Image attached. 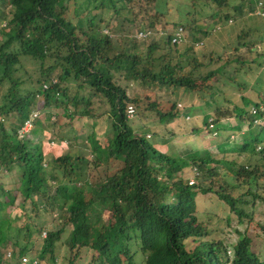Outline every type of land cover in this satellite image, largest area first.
I'll list each match as a JSON object with an SVG mask.
<instances>
[{
    "label": "trees",
    "instance_id": "16d2710c",
    "mask_svg": "<svg viewBox=\"0 0 264 264\" xmlns=\"http://www.w3.org/2000/svg\"><path fill=\"white\" fill-rule=\"evenodd\" d=\"M84 1L87 14L73 15L69 5L73 3L79 15L78 7ZM135 1L5 0L11 10L7 17L4 6L0 14L1 21L8 18L0 28V170L15 174L16 188L8 191L16 195L12 201L0 198V264H15L22 256L40 264L55 261V245L64 234L70 264H77L83 249L93 252L96 264H137L135 260L142 264H264L246 234L229 253L223 241L208 237L206 225L197 217L199 195H215L240 217L245 216L242 205L246 198L253 205L264 202V94L243 96L242 105L233 110L239 125L248 122L250 127L231 149L240 159L215 158L209 152L208 156L188 158L175 150L163 153L151 140L157 133L133 121L144 114L154 115L152 119L161 123L183 117L175 104L170 109L162 107L157 101L160 92L181 88L191 96L214 95V82H237L247 60L237 54L248 43L233 46L225 58L200 53L201 40L197 48L192 45L189 49L195 53L192 55L184 50L185 41L173 43L172 33L165 31L169 24L186 29L183 21L168 15L172 0H146L152 5L149 27L138 32L150 30L154 35L145 40L134 36L129 46L121 48L102 31L103 15L126 11L124 21L134 22ZM232 1L190 0V4L198 13L210 6L212 18L225 10L220 21L211 25L215 29L232 22V7L238 13H233L235 22L237 15L242 19V5ZM249 1L251 13L256 2ZM160 16L166 18V25L157 29ZM247 34L241 33L239 39ZM148 41L151 43L143 50L139 42ZM259 41H264V34ZM260 49L251 63L263 67L264 46ZM25 62L40 70L37 83L27 84ZM117 76L123 77L124 86L118 84ZM88 79L92 81L87 83ZM72 83H78L77 87ZM129 84L140 88L133 97ZM245 90L240 85L242 95ZM130 105L136 111L131 119ZM45 110H51L45 112L47 122L54 117L61 121L64 116L88 122L73 128L72 139L61 134L64 125L56 122L55 136L46 132V139L38 142L28 136L42 131L40 117ZM34 114L38 116L33 118L32 130L20 138V130ZM205 116L203 122L207 127L213 124L221 137L227 128H219L220 117L230 115ZM87 124L92 131L84 139L78 132ZM72 141L90 148L94 158L79 152L63 153L60 146L66 142L71 147ZM49 142L56 144L50 149L52 156L44 151V143ZM164 142L161 138L159 143ZM95 170L97 177H93ZM191 177L195 181H189ZM4 191L0 184V197ZM40 207L49 212L46 220L58 214L59 228L54 225L47 231L39 223L43 218ZM44 231L47 235L38 256H30ZM132 245H138L143 258H136Z\"/></svg>",
    "mask_w": 264,
    "mask_h": 264
},
{
    "label": "rangeland",
    "instance_id": "374dc122",
    "mask_svg": "<svg viewBox=\"0 0 264 264\" xmlns=\"http://www.w3.org/2000/svg\"><path fill=\"white\" fill-rule=\"evenodd\" d=\"M232 3L236 6L242 5V14H239L242 16V19L237 15V17H239L237 20L240 23L235 22L233 13L234 15L238 13H235L234 8L232 7L231 9L234 11H230L232 12V22H228L229 24L224 22L225 24H220L215 29H212L211 25H216L218 21H220V17L224 15L225 10L220 12V17L212 18V9L210 6L202 7L200 10L203 12L198 13L196 10H193L190 0H172L167 6L170 9L168 15L178 19L177 22L179 23L180 21L184 22L183 25L186 27V41L184 42L183 47L184 50L192 55L195 53L189 49L192 45H195L197 48L201 40L203 41L204 46L201 51L199 50L200 53L203 54L207 52V54H205L206 56L215 53V57L219 55L224 56L225 58L229 57L232 53V47L235 45L239 46V43L241 42L248 43V45L246 47H240V51L237 54L241 59H247L246 65L240 70V72H238L239 75L236 77V79L238 78L237 82H234L233 80L229 82L225 79L224 82H214V95L211 93H198L191 96L188 90L181 88H171L167 93L160 92L158 94L159 98L157 101L161 103L164 109H170L172 105H176L178 113L180 111L181 115H183L180 120H167L166 123H161L152 119L154 115L144 114L139 119H136V115L133 119L134 123L137 124L139 121V126H144L145 124L151 127L154 133H157L152 136V131L149 135L150 138L152 136L151 140L155 143V146L163 153L175 150L188 158L202 156L203 154L208 156L209 152L215 158H227L231 160L236 158L240 159V155L236 152H231V149L235 142L242 141V135L248 132L250 127L248 122H244L240 126V122L235 119V116H233V110L236 105H242L241 98L243 96L255 97L258 93L264 94V66L261 67L256 65L257 63H251V58L258 54L257 49L259 48V51H261L260 48H263L264 46V41H261V43L259 41L264 34V18L254 15L253 12L248 13L252 6L249 0H235L232 1ZM4 6L6 11L5 14L9 17V12L11 10L10 6L6 5L5 0H0V14L2 12V7ZM134 6L136 10L135 15L132 17V21L134 22L124 21L126 11H123L120 15H116L114 11H109L103 15L105 21L102 25V31L104 33H109L108 35H110L117 46L121 48L130 45L132 39H134L133 37L137 35L140 28L149 27L148 22H150L149 17L152 14V5H148L146 0H136ZM69 8L71 13L75 16H83L88 12L86 1L80 3L77 10L79 15L75 12V6L73 3L69 5ZM167 10L168 9L166 8L164 9L165 13ZM158 19L157 29H161L166 25V18L160 16ZM6 21L0 20V27L4 26ZM169 25L165 30L166 33L175 31V27L172 26V24ZM208 25L210 26L208 27ZM207 29L209 32H205ZM211 31L217 32L212 34ZM241 33L249 34H247V36L244 35L245 38L242 40L239 39ZM1 41L0 38V43ZM257 42L259 43L254 44ZM148 43L151 42H139L142 46L144 45L142 47L143 50ZM249 48H253V51L249 52ZM25 73L24 77L28 81L27 84L35 83V81L37 83V79L41 76L38 67L31 62H25ZM117 77L118 84L124 86L126 82L120 79L122 76ZM91 81V79H88V81L86 80L87 83H90ZM77 84L78 83H72V86H76ZM240 85L246 88L243 95L240 91ZM6 88L7 87L3 90V93L6 91ZM127 88L131 97H133L136 90L140 89L134 84H129ZM252 100L254 101V99ZM50 111L51 110H45L42 112L41 117L39 115L41 119L40 129H42V131L38 134H31L28 137L37 139L38 142L46 139V132L49 133V136L52 135L53 137L58 132L59 124H61L64 125L62 127L63 129H61V134L67 136L65 138L72 139L71 137L75 135L73 128L78 127V125L81 126L83 122H88L87 120H83L84 118L80 121L77 119L74 121L65 116L61 118V121H59V118L54 117L50 122H47L44 115L46 114L45 112ZM221 112L229 114L230 116L229 118L220 117V119H223L222 124L224 123V128L228 127L226 130L222 131V134H219L221 135L220 137L218 134L213 135L214 129L210 126L207 127L203 120L207 117L205 115H210L213 116V119H217L218 114ZM10 119L11 118L6 120L7 124H10ZM56 122L59 124L55 125L54 123ZM37 127L38 126H35V128ZM166 127L167 129H165ZM257 127H259V125H257ZM98 129L99 127L96 128V130ZM136 129L139 131V128L136 127ZM91 131L92 127L87 124L78 132V135L85 139ZM218 131H220V129ZM25 134H20V138H23ZM161 138H164V143H159ZM71 143H73V141ZM84 143L86 144V142ZM65 144L67 143L65 142L63 143V146H60L63 153L79 152L81 155H85L90 159L94 158L92 156L93 154L90 152V148L86 149L84 147L85 145L81 144V142L73 143L74 145L71 147H68ZM44 145L46 146V148H44L45 155L52 156V151L50 149L56 144L53 146V143L49 142V144L44 143ZM222 149L224 150L222 151ZM96 172V170L93 172V177H97L98 174H96ZM194 175H196V173ZM193 179L194 178L191 177L189 178V181ZM193 181H195V179ZM15 182V174H9L5 169L0 170V184L4 186L5 190L4 196L0 197L3 201H12L15 198L14 196L16 193L8 191L16 188ZM246 199V204L242 205L245 216L240 217L238 214L230 212L229 207L223 204L215 195H199L197 199V217L198 220L206 225L209 231L208 237L210 239L221 240L224 242L227 249L228 246H231L230 249L233 250L232 245H235L239 241L241 235L246 234L252 239V245L255 252L264 258V202H258L256 205H253L251 199ZM40 210V213H42L41 217L43 218L39 220V223L45 228L47 227V231L54 225H56V228H59V220H57L58 214L54 213L49 220H46L47 217L49 218V212H45L42 207H40ZM65 238L66 234H64L62 240L58 241L55 245L54 253L56 260L42 262V264H70L67 256L68 250L64 244ZM44 239L45 237L42 235V238H38L34 242L30 256H38ZM131 250L133 254H138L136 255V258H143V254L140 253L138 245H132ZM94 259L95 256L91 250L83 249L80 257L77 259V264H96L97 262L95 263ZM16 260L17 258L15 259V263ZM135 261L137 264L143 263H139L140 261L138 262L137 260Z\"/></svg>",
    "mask_w": 264,
    "mask_h": 264
},
{
    "label": "built area",
    "instance_id": "2783aa9c",
    "mask_svg": "<svg viewBox=\"0 0 264 264\" xmlns=\"http://www.w3.org/2000/svg\"><path fill=\"white\" fill-rule=\"evenodd\" d=\"M254 15L261 16L264 18V2L263 0H257L256 1V8L253 12ZM175 31L171 32L173 36V43H182L186 41V29L183 27L180 28H174ZM154 35V32L147 30V31H139L137 32V35L135 36L139 40H145L149 37H152ZM263 62H264V56H263ZM135 108L130 105L128 107V118H133L135 114ZM255 112V111H254ZM37 114L32 115L31 120L27 121L25 126L20 130V134H25L30 132L32 130L33 126V118L37 117ZM46 232L43 233V236L46 237ZM230 253V252H229ZM10 256V254H8ZM18 264H40L37 259H30L29 257H20Z\"/></svg>",
    "mask_w": 264,
    "mask_h": 264
},
{
    "label": "clouds",
    "instance_id": "9594fccd",
    "mask_svg": "<svg viewBox=\"0 0 264 264\" xmlns=\"http://www.w3.org/2000/svg\"><path fill=\"white\" fill-rule=\"evenodd\" d=\"M5 26H6V24H5L4 26H1L0 28H3V27H5ZM107 34H108V33H107ZM56 80H57V79H55L54 82H56ZM129 119H130V118H129ZM222 122H223V120L220 122V124H219V128H224V123L222 124ZM210 127H211L212 129H214V133H213V135H214V134L217 135V134H218V132H217V128H216L213 124H211ZM226 128H228V127H226ZM192 183H193V181H192ZM44 232H46V231H44ZM46 234H47V233H46ZM45 238H46V237H45ZM230 248H231V246H229V249H230ZM232 251H233V250H231V249L229 250L230 253H231ZM9 257H10V256H9ZM22 257H23V256H22ZM24 257H28V256H24ZM29 258L31 259V257H29ZM9 259H11V258H9ZM19 259H20V258H17L15 264H18ZM11 260H12V259H11Z\"/></svg>",
    "mask_w": 264,
    "mask_h": 264
},
{
    "label": "crops",
    "instance_id": "0c3cea01",
    "mask_svg": "<svg viewBox=\"0 0 264 264\" xmlns=\"http://www.w3.org/2000/svg\"><path fill=\"white\" fill-rule=\"evenodd\" d=\"M257 0H254V2H256Z\"/></svg>",
    "mask_w": 264,
    "mask_h": 264
}]
</instances>
